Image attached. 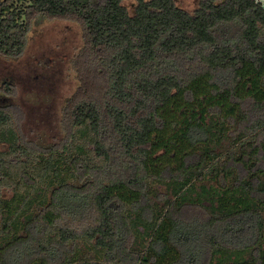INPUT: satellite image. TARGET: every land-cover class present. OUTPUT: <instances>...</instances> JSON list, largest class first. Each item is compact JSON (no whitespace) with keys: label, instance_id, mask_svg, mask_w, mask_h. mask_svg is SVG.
Here are the masks:
<instances>
[{"label":"trees","instance_id":"obj_1","mask_svg":"<svg viewBox=\"0 0 264 264\" xmlns=\"http://www.w3.org/2000/svg\"><path fill=\"white\" fill-rule=\"evenodd\" d=\"M10 3L1 52L36 16L86 45L60 144L0 107V264H264V0Z\"/></svg>","mask_w":264,"mask_h":264},{"label":"rangeland","instance_id":"obj_2","mask_svg":"<svg viewBox=\"0 0 264 264\" xmlns=\"http://www.w3.org/2000/svg\"><path fill=\"white\" fill-rule=\"evenodd\" d=\"M176 2L190 11L199 5V0ZM236 29L233 26L232 31ZM85 45L77 21L36 16L22 53L0 60V107L7 105L15 113L17 128L32 145L49 146L65 139L66 107L79 84L74 59Z\"/></svg>","mask_w":264,"mask_h":264},{"label":"flooded vegetation","instance_id":"obj_3","mask_svg":"<svg viewBox=\"0 0 264 264\" xmlns=\"http://www.w3.org/2000/svg\"><path fill=\"white\" fill-rule=\"evenodd\" d=\"M10 2H11V0H0V14H2V12H3V10H2L3 6L11 4ZM19 55H17V56H19ZM17 56H9L8 54L0 51V60L5 61V59H10V58L17 57Z\"/></svg>","mask_w":264,"mask_h":264}]
</instances>
